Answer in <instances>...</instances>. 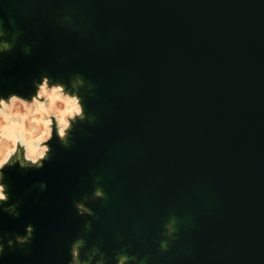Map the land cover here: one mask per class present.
<instances>
[{"label":"water","instance_id":"obj_1","mask_svg":"<svg viewBox=\"0 0 264 264\" xmlns=\"http://www.w3.org/2000/svg\"><path fill=\"white\" fill-rule=\"evenodd\" d=\"M0 18L22 32L0 94L81 73L96 117L71 148L54 140L42 170L7 174L24 203L4 230L35 236L0 264H69L92 219L73 202L97 176L108 199L87 202L100 219L86 239L108 264L125 246L147 264H264V0H0ZM170 215L179 231L161 253Z\"/></svg>","mask_w":264,"mask_h":264},{"label":"clouds","instance_id":"obj_2","mask_svg":"<svg viewBox=\"0 0 264 264\" xmlns=\"http://www.w3.org/2000/svg\"><path fill=\"white\" fill-rule=\"evenodd\" d=\"M63 20L65 23L62 26H71L70 16H64ZM11 24L13 30L9 31L0 18V62L16 48L22 35L15 22L11 21ZM22 50L25 55L31 54L30 46L25 45ZM2 84L3 77L0 75V86ZM32 86L34 94L30 91L27 97L15 92L7 96L0 94V261L5 257L6 248L26 250L35 236V228L31 224L26 226L23 235L4 230V216L19 219L24 203L22 199L15 197L7 174L17 166L21 174L42 170L54 156V140L61 148L69 149L73 146V133L78 125L96 122L95 115L86 107L87 97L93 93L94 85L83 74L74 73L65 83L45 72L38 81H32ZM101 180V176L96 177L93 195L85 194L82 201L73 202L77 216L92 219L84 223L83 232L71 242L69 264H108V258L101 248H89L86 239L92 230V221L100 219L99 215L86 206L87 202L108 199L100 184ZM36 190L46 191V183L37 182L27 189L29 193ZM178 223L177 217L170 215L164 224V239L160 241L161 253L170 250L179 231ZM113 260L115 264H147L148 257L130 255L125 246L116 252Z\"/></svg>","mask_w":264,"mask_h":264}]
</instances>
